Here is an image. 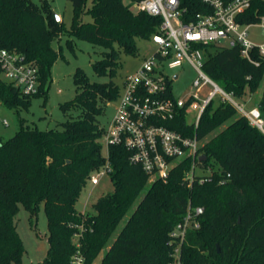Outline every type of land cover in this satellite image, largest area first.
<instances>
[{"label": "trees", "instance_id": "16d2710c", "mask_svg": "<svg viewBox=\"0 0 264 264\" xmlns=\"http://www.w3.org/2000/svg\"><path fill=\"white\" fill-rule=\"evenodd\" d=\"M70 1L73 21L67 28L47 2L40 7L32 0H0V48L36 64L40 80L39 91L27 95L0 78V99L9 107H28L32 96L46 97L51 67L60 54L53 43L64 34L71 47V37L103 47L105 54L94 65L100 75L111 77L99 83L78 68L75 97L61 104L75 116L52 129L31 127L22 119L14 135L0 140V264H22L26 250L15 216L20 205L35 215L42 203L49 229L42 264H74L78 254L83 264H92L102 252L101 264H170L176 247L171 231L189 204L204 211L200 227L187 232L181 264H264V133L231 103L215 97L197 125L188 121L186 107L160 122L198 137L199 152L206 156L199 164L211 168L209 179L200 182L196 176L189 182L190 157L180 160L167 179L151 182L142 166L130 162L131 153L123 145H110L106 157V129L99 116L120 96L112 79L120 55L136 54L137 38H151L162 18L133 11L124 0ZM183 6L189 14L205 10L200 0H183ZM86 14L91 21L83 20ZM261 15L264 0H252L238 18L243 24L255 23ZM197 47L205 54L204 71L224 90L244 98L261 88L256 105L264 115V58L254 51L256 65L242 57L238 45ZM107 161L114 190L101 196L93 210L79 211L76 203L92 172Z\"/></svg>", "mask_w": 264, "mask_h": 264}, {"label": "built area", "instance_id": "2783aa9c", "mask_svg": "<svg viewBox=\"0 0 264 264\" xmlns=\"http://www.w3.org/2000/svg\"><path fill=\"white\" fill-rule=\"evenodd\" d=\"M133 1V0H132ZM205 10L192 14L183 6V0H139L133 1L138 10L162 18L159 31L151 36L157 46L156 52L145 59L138 70L128 75L124 81L123 92L117 99L116 112L103 136L108 150L112 144L123 145L130 151V162L142 166L149 175V181L157 178L167 179L171 170L184 158L192 159V168L186 178L191 183L196 176L203 182L212 175L211 168L202 167L199 162L201 141L198 137H187L169 129L161 121L173 119L178 111L186 107L187 117L191 110L198 109L194 123L199 119L210 101L219 96L221 101L229 102L249 122L264 133V115L259 106L246 109L236 102L233 94L224 90L203 69L205 54L197 47L200 44L217 43L231 37L226 47L238 45L242 57L254 62L253 52L264 58V42L257 43L249 37V26L257 24L264 33V15L257 22L243 24L239 16L247 11L252 0H200ZM137 10V11H138ZM185 61L198 71L191 92L187 98H176L172 90L173 78L166 68H176ZM0 78L18 87L27 95L39 91V69L24 55L14 50L0 48ZM209 87L206 92L205 88ZM5 124H8L4 120ZM108 157L107 155H105ZM109 163L90 176V181L98 183ZM202 172H198L197 169ZM230 173L220 179L225 183ZM201 206L188 205L183 220L171 231L176 242L173 261L181 264V250L188 230L200 227ZM74 264H83L77 255Z\"/></svg>", "mask_w": 264, "mask_h": 264}, {"label": "rangeland", "instance_id": "374dc122", "mask_svg": "<svg viewBox=\"0 0 264 264\" xmlns=\"http://www.w3.org/2000/svg\"><path fill=\"white\" fill-rule=\"evenodd\" d=\"M36 5L43 6L47 2L53 12L60 17L63 24L69 28L73 21V5L70 0H32ZM126 4H131V9L137 11V7L132 0H124ZM90 5V2H89ZM84 21H91L90 14L83 16ZM249 37L257 43L264 42V33L257 24L249 26ZM68 35H61L54 40V47L59 51V57L51 67L52 81L48 88L46 97L42 94L31 97L28 107L16 106L9 107L0 99V140L10 138L20 128L22 119L26 125L38 127L39 129L60 128L62 122L66 121L75 113L71 110H63L61 104L72 100L76 94V85L74 83V74L78 68H81L92 81L104 83L110 80L108 75H100L95 68L94 63L100 61L105 49L96 46L84 39L71 37L73 47L67 43ZM231 37L219 40L216 44L219 46L228 45ZM138 51L136 54L121 53L116 74L112 77L118 84L120 94L123 92L124 81L128 75L134 74L142 65L145 59L152 56L157 46L151 38H137ZM166 72L173 78L179 74L177 79L173 80L172 90L176 98H187L191 92L192 84L198 77L197 69L188 61L181 66L169 69ZM209 87L205 88L207 92ZM261 96V88L252 94V102L258 101ZM219 96H217L218 98ZM234 100L246 109L251 107V103L243 98L233 96ZM117 100L108 102L105 105L103 113L99 116V122L102 127L107 129L110 121L116 112ZM198 109L191 110L187 119L189 122L195 121ZM4 120L8 124L4 123ZM104 155L108 153V147L102 138ZM99 169V168H98ZM102 169V168H101ZM100 169V170H101ZM99 170H95L91 175H95ZM198 172H202L199 168ZM151 182V181H149ZM114 190L110 173L105 170L99 178L98 183L94 184L90 180L83 189L80 198L76 203L79 211H91L94 209L95 202L103 195L111 193ZM17 230L23 240L25 253L22 258V264H42L49 248L48 242V218L44 204L39 206L37 214L32 215L28 209L20 205L15 216ZM122 222L118 230L114 233L111 240L115 239L119 230L123 226ZM103 252L98 255L92 264H101Z\"/></svg>", "mask_w": 264, "mask_h": 264}, {"label": "crops", "instance_id": "0c3cea01", "mask_svg": "<svg viewBox=\"0 0 264 264\" xmlns=\"http://www.w3.org/2000/svg\"><path fill=\"white\" fill-rule=\"evenodd\" d=\"M243 99H244L246 102L251 103V104H252L251 107L256 105V101H255V102H252V94H251V95H247V96H245Z\"/></svg>", "mask_w": 264, "mask_h": 264}, {"label": "water", "instance_id": "95a60500", "mask_svg": "<svg viewBox=\"0 0 264 264\" xmlns=\"http://www.w3.org/2000/svg\"><path fill=\"white\" fill-rule=\"evenodd\" d=\"M56 15V14H55ZM56 18H57V20H60V17L58 16V15H56ZM206 158V156L205 155H202L201 157H200V160H204ZM218 249H219V247H218Z\"/></svg>", "mask_w": 264, "mask_h": 264}]
</instances>
